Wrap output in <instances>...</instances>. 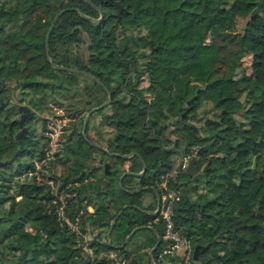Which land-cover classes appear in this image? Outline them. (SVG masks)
<instances>
[{"label":"trees","instance_id":"trees-1","mask_svg":"<svg viewBox=\"0 0 264 264\" xmlns=\"http://www.w3.org/2000/svg\"><path fill=\"white\" fill-rule=\"evenodd\" d=\"M53 105L73 119L50 173L79 232L30 175ZM168 173L203 264H264V0H0V264H182L158 260Z\"/></svg>","mask_w":264,"mask_h":264},{"label":"built area","instance_id":"built-area-1","mask_svg":"<svg viewBox=\"0 0 264 264\" xmlns=\"http://www.w3.org/2000/svg\"><path fill=\"white\" fill-rule=\"evenodd\" d=\"M57 110L59 111L55 116L47 118V145L44 149V155L35 161V168L30 172V175H35L39 180L51 186L54 194L51 204L55 205L59 218L66 221L72 229L79 232V220L72 221L66 213V190L60 188L58 180L50 173L51 162L56 159L65 126L73 120L66 115V112L62 108ZM191 158V155L178 156L176 168L178 169L181 160H183V165L187 166ZM171 175L172 173H168L163 176V180L160 183L162 194L157 214L164 221L165 230L163 235L164 245L158 255V260H164L167 257H177L181 259L182 264H194L193 245L183 234L182 229L179 228L175 220L176 205L180 200V191L169 186ZM109 257L113 259V264H127V260L119 257L115 252H111Z\"/></svg>","mask_w":264,"mask_h":264},{"label":"water","instance_id":"water-1","mask_svg":"<svg viewBox=\"0 0 264 264\" xmlns=\"http://www.w3.org/2000/svg\"><path fill=\"white\" fill-rule=\"evenodd\" d=\"M256 4H257V6H256V8L253 10V13H254V14H257V13L261 10V6H262V3H261L260 1H256ZM81 14H82V16H84V17H86V18H88V19H90V20H93V21H96V22L100 21V18H99V19H94V18H91V17L87 16V15L84 14V13H81ZM59 15H60V12L56 15L55 19L53 20L52 25H51V28H52V26L55 24V22H56V20H57V18H58ZM51 28H50V30H51ZM50 30H49V32H50ZM48 34H49V33H48ZM47 39H48V35H47ZM47 39H46V44H47ZM54 65L57 66V67H59V68L65 69V67H63V66H59V65H56V64H54ZM2 81H4V80L2 79ZM109 101H110V99H108V100H107L104 104H102L101 106H99V107H95V108H93L90 112L87 113V115H86V117H85V120H84V128H83V134H84V135H85V128H86L87 120H88V118H89L91 112L94 111L95 109H98V108H101V107L105 106ZM22 109H23L24 111H27V112H28V109H27L26 107L23 106ZM24 130H25V129H23L22 131H20V132L18 133V136H20V134H21ZM131 155H132V154H126V155H123V157H124V158H125V157H130ZM95 156H98V153H96ZM195 162H196V160H195L194 158H191L190 161H189V163H188V165H187V166H184V165H183V160H181L180 163H179V166H178V171L181 172V173H187L188 175H191V176L193 177V179H199V178H201V177L203 176V171H205L206 168H204L203 171H198V167H197V165H196ZM95 164H96L97 166H100V165H101L99 162H96ZM109 166H110L109 163H106V164H105V172H106V173H108V172L110 171V167H109ZM143 172H144V171H142V172H140V173H137V175H142ZM108 182H109V181H106V184H107V185H108ZM190 188H191V187H190ZM158 203H159V204H158L157 211L154 212L155 214H157V212H158L159 205H160V200H159ZM180 208H181V207H180V204L178 203V204L176 205V217H178L179 214H180ZM131 234H132V233H131ZM131 234H129V235L127 236V239L125 240V242H124V244H123L122 246H125V245L128 243V241H129V239H130V237H131ZM159 242H160V238H158V241H157L155 247L159 245ZM122 246H121V247H122ZM155 247H154V248H155ZM154 248H153V249H154ZM153 249H152V250H153ZM198 249H199L198 247H195V249H194V255H193V258H194V264H203V262H202V261L200 260V258H199ZM152 250H151V252H152ZM136 263H137L136 259H133L132 261H130L129 264H136Z\"/></svg>","mask_w":264,"mask_h":264},{"label":"rangeland","instance_id":"rangeland-1","mask_svg":"<svg viewBox=\"0 0 264 264\" xmlns=\"http://www.w3.org/2000/svg\"><path fill=\"white\" fill-rule=\"evenodd\" d=\"M261 10H262V6H261ZM260 10V11H261ZM242 20L243 19H239V24H241L242 23ZM249 63H250V58H246V62H245V64L246 65H249ZM143 85L144 86H146L147 85V83L146 82H144L143 83ZM54 107H56V108H54ZM57 109H60V107H57V106H54L53 105V108L50 110V111H46V112H44L43 113V116L44 117H51V116H55L56 114H57V112L59 111V110H57ZM65 111V110H64ZM100 119V118H99ZM99 119H97V120H99ZM41 123H42V121H41ZM194 123H197V122H194ZM41 126V125H40ZM69 127V124L68 125H66L65 126V130H64V133H63V135L65 134V132L67 133L68 131H66V128H68ZM40 130H41V128H40ZM63 135H62V137H63ZM96 155V154H95ZM55 161V160H54ZM106 163H108V162H105L104 163V167H105V164ZM51 172L55 175H59L60 173H61V165H60V162L58 161H55L54 163H53V165H52V170H51ZM153 197H154V194L151 192V191H149V190H145L144 191V200L145 201H149V200H152L153 199ZM34 237H35V235H34ZM153 249V248H152ZM151 249V250H152Z\"/></svg>","mask_w":264,"mask_h":264},{"label":"crops","instance_id":"crops-1","mask_svg":"<svg viewBox=\"0 0 264 264\" xmlns=\"http://www.w3.org/2000/svg\"><path fill=\"white\" fill-rule=\"evenodd\" d=\"M188 190H190V187H188ZM135 191H137V189H136V190H131V192H135ZM155 193H156V197H157V206H156V209L153 211V213H154L155 211H157L158 204H159L158 202H159V200H160V195H158V192L155 191ZM89 210H90V211H93L94 208H93L92 206H90V207H89ZM150 253H151V251H150Z\"/></svg>","mask_w":264,"mask_h":264}]
</instances>
